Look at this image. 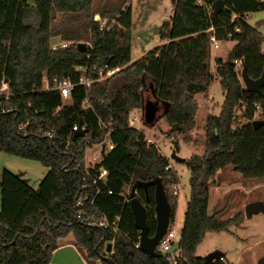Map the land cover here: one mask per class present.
Segmentation results:
<instances>
[{
	"label": "trees",
	"instance_id": "1",
	"mask_svg": "<svg viewBox=\"0 0 264 264\" xmlns=\"http://www.w3.org/2000/svg\"><path fill=\"white\" fill-rule=\"evenodd\" d=\"M212 2L173 0L172 15L159 27L160 38L167 41L131 61L132 12L124 1L105 0L95 7L93 0H0V82L4 77L11 93L8 98L0 95V152L48 168L36 188L2 171L0 264H50L58 239L70 234L87 259L101 264H163L162 256L138 248L139 230L124 188L148 182L138 185L135 195L146 208L147 233L152 236L156 218L151 181H161L172 223L177 196L170 186L177 183L176 173L155 143L146 142L144 131L129 125V113L152 102L146 95L150 91L152 103L163 108L165 136L178 151L177 140L186 145L194 141L199 108L195 96L207 99L214 80L223 101L217 114L205 118L202 153L182 162L189 170L190 191L178 252L168 258L172 264H226L224 256L207 263L196 248L207 232L229 231L243 218L242 212L226 218H221L222 210L208 212L217 171L231 166L244 181L264 179V85L260 93L247 91L233 64L240 59L253 79L264 73V19L250 22L247 16L264 9V0H223L217 13ZM96 12L106 19L102 28ZM211 34L234 41L224 59L213 60L217 78ZM78 66L87 67L88 86L79 82ZM116 67L99 79L101 69ZM44 74L74 83L69 96L63 98L56 88H33ZM141 117L145 127L156 121L146 123ZM79 120L87 134L73 139ZM254 120L262 123L254 128ZM96 144L100 160L88 166L85 150ZM100 169L106 170L103 178H98ZM99 220L106 226H99ZM107 243L112 246L109 253Z\"/></svg>",
	"mask_w": 264,
	"mask_h": 264
},
{
	"label": "rangeland",
	"instance_id": "2",
	"mask_svg": "<svg viewBox=\"0 0 264 264\" xmlns=\"http://www.w3.org/2000/svg\"><path fill=\"white\" fill-rule=\"evenodd\" d=\"M105 0H93L94 6H98ZM119 3V0H107L109 3ZM131 6L132 27H131V56L135 58L140 52L148 51V48L156 46L162 39L159 36V27L164 20H169L173 13L174 5L172 0H120ZM97 12L94 14L95 16ZM254 22L264 19V9L255 12L250 17ZM264 32V24L260 26ZM59 40V37L55 39ZM224 42V41H223ZM230 42L222 43L219 41L218 47H211V64L214 56L219 55L225 58L228 52ZM264 48V39L262 42ZM146 54V53H145ZM146 95L153 102V96L150 91ZM209 95V96H208ZM207 99L202 95H196L199 105L196 114L197 128L192 132L194 141L186 145L181 139L177 140L179 150H176L173 140L166 138L165 131L167 123L160 118L163 108L158 107L155 111L153 120L155 123L150 126H143L140 129L144 131L146 138H152L157 144L160 152L168 157L171 168L175 171L176 182L180 184L177 189V208L174 221L170 227L176 233L181 232L186 202L189 196V170L183 163L176 162L171 158L172 152L176 155L188 158L194 153H202L204 149L203 126L208 114H217L223 101L222 91L217 80H214L208 91ZM208 98H212L210 101ZM139 118H142L143 110L136 112ZM260 117V109L255 112V118ZM141 123V121H140ZM96 147H87L85 150V162L87 165H94L100 160V154L94 155ZM93 156L95 158H93ZM4 169L16 174L22 180L26 181L31 187L36 188L48 168L43 166L40 161L21 157L7 152H0V179ZM216 184L209 188L210 203L208 212L222 210L221 218L242 212V221L239 225L229 227V231L207 232L204 239L196 248V255L205 256L213 250L224 252L226 264H259V260L264 256V214L257 213L247 218L244 213L245 204L253 201L264 202V179L261 181L242 180L240 174L226 166L218 170L215 175ZM237 186H240L239 189ZM129 187L127 186V189ZM127 191H125L126 193ZM179 197V200H178ZM1 204V199H0ZM72 238L70 234L68 236ZM174 240H172L173 242ZM178 252V251H177ZM175 252V253H177ZM84 253V251H83ZM70 256L65 264H82L78 258ZM173 258H171L172 261ZM93 264H101L98 259L93 260Z\"/></svg>",
	"mask_w": 264,
	"mask_h": 264
},
{
	"label": "water",
	"instance_id": "3",
	"mask_svg": "<svg viewBox=\"0 0 264 264\" xmlns=\"http://www.w3.org/2000/svg\"><path fill=\"white\" fill-rule=\"evenodd\" d=\"M223 6V0H213L212 8L213 12L217 13L218 10ZM81 46V51H85V44L84 42H79ZM242 82L244 87L249 92H261V87L264 85V73H262L258 78L253 79L249 77L247 74L246 67H242L241 72ZM157 106L152 102H146L143 106V116L146 123H150L153 120L155 111ZM262 121L254 120L252 121V126L257 128ZM85 128H82V122L79 120L76 128L72 132V138L75 139L76 137H80L84 135ZM171 158L177 162H184L186 158L180 157L172 152ZM154 186V200H155V218H156V227L154 234L149 236L147 233V225H146V208L145 206L139 201V199L135 195V189L138 185H146L148 182H136L131 185L128 198H129V205L131 211L133 213L134 224L136 228L139 230V242L138 248L150 256H162L163 257V264H172L169 261L168 256L171 255L173 252L178 250V242L181 238V234L177 235L176 241L172 244L171 247L163 251L161 254L155 250V247L159 240L163 237L166 233L169 225V214H170V205L167 200V196L165 193V189L159 179H155L151 181ZM244 213L247 218L251 217L253 214L263 213L264 214V202L262 201H253L245 204L244 206ZM103 241V240H101ZM112 249L111 243L106 244L105 251L109 253ZM224 256V252L220 250H213L203 256V259L207 263H211L214 259L222 258ZM259 264H264V256L259 260Z\"/></svg>",
	"mask_w": 264,
	"mask_h": 264
},
{
	"label": "built area",
	"instance_id": "4",
	"mask_svg": "<svg viewBox=\"0 0 264 264\" xmlns=\"http://www.w3.org/2000/svg\"><path fill=\"white\" fill-rule=\"evenodd\" d=\"M95 17L98 21H99V28H102L104 25H105V21L106 19L105 18H101L99 16V14H96ZM106 28H108V26L106 25ZM236 30L239 29V27H235ZM219 39H217L215 37L214 34H211L210 35V42H211V47L213 48H217L218 47V43H219ZM62 45H65L66 44V41H62L61 42ZM53 47H55V44H53ZM233 64H234V71L236 72L237 76H238V79L242 82V78H241V72H242V62L240 59H234L233 60ZM213 72H214V77H218V74L216 72V67H217V64L214 62L213 63ZM119 69V67H116V68H104V69H101L99 71V74H100V78L99 79H103L107 76H110L112 75L114 72H116L117 70ZM78 70H80L82 72V74L80 75L79 77V82L81 84H84V85H89L90 84V80H88L86 77H85V73L87 71V67L86 66H78ZM243 83V82H242ZM73 85L74 83H72L68 78L66 79H58L57 77H53L51 80L48 78L47 75H43L42 78L40 79V83L39 84H34L33 85V88L35 89H38V90H47V89H50V88H56L59 90L61 96L63 98H67L70 94V91L71 89L73 88ZM244 86V85H243ZM245 88V87H244ZM11 93L9 92L8 90V83H7V80L4 79V77L1 79V82H0V95L8 98L9 95ZM255 108L256 109H259V105H255ZM138 110H132L130 113H129V125L131 127H135L137 129H140V126H141V123H140V118L138 116V114L136 113ZM76 128V126L73 127V130ZM48 134H50L48 132ZM87 134V131L84 132V135ZM148 144H154V140L152 138H147V141H146ZM154 145L157 146V144L155 143ZM107 146L108 148H111L112 145L110 143H107ZM93 147H96V149L93 151V154L94 155H97L100 153V144H96V145H93ZM93 158H95L93 156ZM168 168V166L166 167ZM106 175V170L105 169H100L99 170V175H98V178H103L104 176ZM179 183H174L170 186V189L172 191V194L174 195H177V189L180 188L179 187ZM110 193V191H109ZM97 224L99 226H106V224H104V221L102 220H99L97 222ZM179 233H176L173 228L170 227V223L168 225V229L166 231V233L163 235V237L159 240V242L157 243L156 247H155V250L158 252V253H162L163 251H165L166 249H168L169 247L172 246V244L176 241V238H177V235ZM172 240H174L172 242Z\"/></svg>",
	"mask_w": 264,
	"mask_h": 264
},
{
	"label": "crops",
	"instance_id": "5",
	"mask_svg": "<svg viewBox=\"0 0 264 264\" xmlns=\"http://www.w3.org/2000/svg\"><path fill=\"white\" fill-rule=\"evenodd\" d=\"M173 1V0H172ZM132 10V9H131ZM261 10V9H260ZM259 10H255V11H249L247 12V16H248V20L250 22H252L250 19L251 15L255 12H258ZM262 31V29H260ZM263 32V31H262ZM264 33V32H263ZM164 41H167V39H163L159 44H162ZM225 42V41H224ZM222 41V43H224ZM226 42H230V46L234 43L233 40H226ZM159 44H156V45H159ZM229 46V48H230ZM152 48V47H150ZM148 48V49H150ZM263 48V46H262ZM264 49V48H263ZM147 52V51H146ZM145 51L143 52H140L135 58H132L131 61H135L136 59L142 57L145 55L146 53ZM132 57V56H131ZM214 58H222L224 59V57L222 56H219V55H215ZM214 63V62H213ZM218 81V80H217ZM223 95V94H222ZM209 96V95H208ZM212 98H208V100L210 101ZM90 166V165H88ZM222 170V169H220ZM263 180V179H262ZM256 181H261V180H256ZM253 182V181H252ZM129 187V186H128ZM180 187V185H179ZM238 189L240 186H237ZM125 191H127L126 193L129 192V188L127 189V187L124 188ZM178 200H179V197H178ZM209 203H210V193H209ZM69 236V235H68ZM64 237V238H59L58 239V247L53 251L52 253V257H51V262L50 264H65L69 258V256L71 258H78L79 261L82 262V264H93V259H87L85 257V254L83 253L82 250H80L79 248H77L74 243H73V238H69V237ZM71 258H70V261H71Z\"/></svg>",
	"mask_w": 264,
	"mask_h": 264
}]
</instances>
